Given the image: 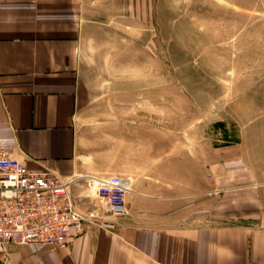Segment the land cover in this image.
Masks as SVG:
<instances>
[{"label": "crops", "instance_id": "1", "mask_svg": "<svg viewBox=\"0 0 264 264\" xmlns=\"http://www.w3.org/2000/svg\"><path fill=\"white\" fill-rule=\"evenodd\" d=\"M82 5L0 0V148L33 169L75 179V188L86 175L112 173L148 183L125 194V213L87 225L69 249L9 243L0 264H264V178L256 167L234 157L215 164L211 182L219 192L208 204L200 187L159 190L157 133L144 145L125 139L118 164L105 148L90 150L89 137L82 143Z\"/></svg>", "mask_w": 264, "mask_h": 264}, {"label": "rangeland", "instance_id": "2", "mask_svg": "<svg viewBox=\"0 0 264 264\" xmlns=\"http://www.w3.org/2000/svg\"><path fill=\"white\" fill-rule=\"evenodd\" d=\"M82 6L76 123L84 145L89 137L90 150L105 148L118 164L125 139L144 145L157 133L159 190L200 187L208 204L219 192L212 168L225 159L264 178V0ZM137 182L148 183L131 180L133 190Z\"/></svg>", "mask_w": 264, "mask_h": 264}, {"label": "built area", "instance_id": "3", "mask_svg": "<svg viewBox=\"0 0 264 264\" xmlns=\"http://www.w3.org/2000/svg\"><path fill=\"white\" fill-rule=\"evenodd\" d=\"M75 179L33 169L0 148V251L6 244L37 243L67 250L87 225L126 212L131 179L117 174L86 175L82 194ZM88 200L92 207L82 210Z\"/></svg>", "mask_w": 264, "mask_h": 264}]
</instances>
